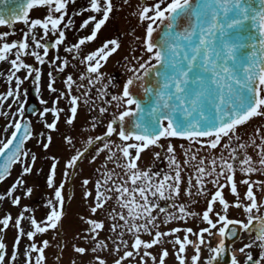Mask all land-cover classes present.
Segmentation results:
<instances>
[{"label":"snow or ice","instance_id":"snow-or-ice-1","mask_svg":"<svg viewBox=\"0 0 264 264\" xmlns=\"http://www.w3.org/2000/svg\"><path fill=\"white\" fill-rule=\"evenodd\" d=\"M125 6L136 46L117 85L104 68L123 36L100 37ZM0 26V264H48L50 231L53 264H264V0H22ZM82 108L95 115L74 135ZM154 148L165 172L142 166ZM78 176L82 227L65 239ZM30 177L48 193L39 220Z\"/></svg>","mask_w":264,"mask_h":264},{"label":"rangeland","instance_id":"rangeland-1","mask_svg":"<svg viewBox=\"0 0 264 264\" xmlns=\"http://www.w3.org/2000/svg\"><path fill=\"white\" fill-rule=\"evenodd\" d=\"M31 15L33 17H38L41 15L40 12L38 11H33L31 13ZM24 26L20 23L16 24L15 25V28L17 30L23 28ZM3 31H8V29L6 27H0V32H3ZM87 34L86 32L85 33H81V35H85ZM19 35H22L18 32V36ZM70 38H71V34H69ZM16 37H11L10 39H14ZM129 51V49H128ZM132 54V53H131ZM129 53H126V50L124 48L121 49V58L125 55H131ZM28 62H32L31 60H28ZM4 67H7L6 65H4ZM123 68V67H121ZM44 71L47 72L48 69L47 67L44 68ZM59 86V85H58ZM5 87L2 83H0V93H3L5 91ZM79 113H81V110L79 111ZM49 120H51V117L49 116L48 117ZM78 120V119H77ZM253 124L256 123V121H253L252 122ZM5 124V120L3 118H0V130H2V127L3 125ZM76 124L77 125H80V123H78L76 121ZM86 124V123H85ZM84 124V125H85ZM37 128H39V125H37ZM61 131H63V128L60 127ZM77 133H79V126L77 127ZM75 134V133H74ZM61 137H57L55 138L54 137V140H55V143H56V140L57 139H60ZM81 139H83V137H81ZM35 143V141H33V144ZM156 151H160V149H152L151 152H146L145 154H143L144 156L147 155V160L145 161V166L143 167H150L152 162H151V158H153V153L156 152ZM142 155V157H143ZM164 155H166L164 152L161 153V157H163ZM167 156V155H166ZM80 168L83 169V176H88L89 173L92 171V168H90L88 165H87V162L85 161L84 163L80 164ZM63 170V165L60 166V171L62 172ZM45 172H47V167H45ZM15 175L16 173L14 172L13 173V176L9 178V180L6 182L8 186H10V184L12 182H14V179H15ZM256 178V177H254ZM57 179L59 180L60 179V175L58 173V177ZM79 179L80 177L78 176L77 179H76V182L75 183H69L68 185H66V189H65V195H66V198L68 196L71 197V199H67L66 200V217H65V220H64V224H65V228H64V232H65V239H68L69 237V230H71V232H75L77 231L78 229H80L82 227V225L80 224L79 222V215L81 214H84V207H83V200L81 198V188H80V185H79ZM33 182H35L36 184L38 185H41V187H39V189L34 193L33 197L30 199V200H25L23 201L24 204H29L31 205L34 209H36V217L37 219H41L44 217L45 215V208H44V203H45V200H44V197L46 195H48V193L46 192V190L42 187L43 185V178L41 177L40 179H37L35 177H30L29 178V183L32 184ZM4 186H0V190H2ZM241 191H243V188L240 189ZM13 215L16 214L17 212V209H11ZM232 215L233 216H236L238 215V213H236L235 211L232 212ZM72 225V227H71ZM68 226V230H66V227ZM171 226H174V225H170L169 227ZM190 227H195V224L194 223H189ZM203 226V225H201ZM51 232V231H50ZM51 234H54L53 232H51ZM14 231H8L7 234H6V243L8 244V249H9V253L11 251V245H12V242H13V238H14ZM55 236H56V233H55ZM145 239H147V237H144ZM40 239V238H38ZM45 239H48L50 244L52 245L51 248H49L47 251V255H48V264H53V261L55 260V255L54 253H56L58 250L56 248V243L59 241V237H57L56 240H54L53 238L51 237H45ZM41 240V239H40ZM219 240V237H215V240H214V243L216 241ZM25 243H27L25 241ZM156 251H159V249H157ZM206 255V254H205ZM241 255V254H240ZM64 260L66 261L67 260V253L65 254L64 256ZM21 264H22V261H21ZM110 264H111V261H110ZM169 264H171V261H169Z\"/></svg>","mask_w":264,"mask_h":264},{"label":"flooded vegetation","instance_id":"flooded-vegetation-1","mask_svg":"<svg viewBox=\"0 0 264 264\" xmlns=\"http://www.w3.org/2000/svg\"><path fill=\"white\" fill-rule=\"evenodd\" d=\"M118 2H119V0H118ZM131 3L133 5H135L136 3H138V0H131ZM132 11H133V9H129L125 6L124 11L116 13L117 16H121V19L124 22L122 27L126 28L128 31H131L132 29L136 28V23H135L136 19H135V17L131 16ZM132 22H134V23L132 24ZM119 25L121 26V24H119ZM119 25H114V24L113 25H107V28H109L108 32L112 31V33H116V35L120 34V31H118V30H120ZM117 61H121V59L119 57H116V56L110 58L108 64L104 68V71L106 73H108L113 78L114 83L119 85L121 83V77L124 73L122 74V71L120 69V64L117 63ZM32 100L36 102L38 109H40L42 107L39 104V99L37 98V96L36 95L33 96L30 92V89H27V105L26 106H28V103H30ZM152 168L154 171H157V172H165L167 170V169H164L161 167H152ZM161 203L163 205L164 202H161ZM246 242H248V240ZM240 247H242V246H240ZM254 250H255V248L252 249V251H254ZM254 257L258 258V254L256 253L254 255Z\"/></svg>","mask_w":264,"mask_h":264},{"label":"water","instance_id":"water-1","mask_svg":"<svg viewBox=\"0 0 264 264\" xmlns=\"http://www.w3.org/2000/svg\"><path fill=\"white\" fill-rule=\"evenodd\" d=\"M22 0H0V13L5 16L13 14L19 9Z\"/></svg>","mask_w":264,"mask_h":264}]
</instances>
